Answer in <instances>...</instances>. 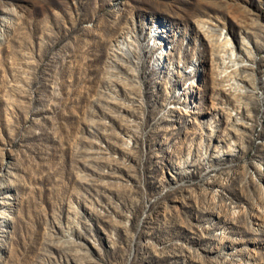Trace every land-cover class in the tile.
<instances>
[{
  "label": "rangeland",
  "instance_id": "obj_1",
  "mask_svg": "<svg viewBox=\"0 0 264 264\" xmlns=\"http://www.w3.org/2000/svg\"><path fill=\"white\" fill-rule=\"evenodd\" d=\"M0 264H264V0H0Z\"/></svg>",
  "mask_w": 264,
  "mask_h": 264
},
{
  "label": "bare ground",
  "instance_id": "obj_2",
  "mask_svg": "<svg viewBox=\"0 0 264 264\" xmlns=\"http://www.w3.org/2000/svg\"><path fill=\"white\" fill-rule=\"evenodd\" d=\"M162 58H164V56H162ZM163 197V196H162ZM153 203V202H152ZM9 216V215H8Z\"/></svg>",
  "mask_w": 264,
  "mask_h": 264
}]
</instances>
